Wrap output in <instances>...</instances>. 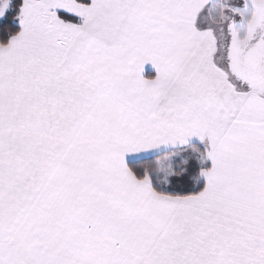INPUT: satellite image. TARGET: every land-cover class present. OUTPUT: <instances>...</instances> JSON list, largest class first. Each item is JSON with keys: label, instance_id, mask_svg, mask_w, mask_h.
Instances as JSON below:
<instances>
[{"label": "snow or ice", "instance_id": "snow-or-ice-1", "mask_svg": "<svg viewBox=\"0 0 264 264\" xmlns=\"http://www.w3.org/2000/svg\"><path fill=\"white\" fill-rule=\"evenodd\" d=\"M0 264H264V0H0Z\"/></svg>", "mask_w": 264, "mask_h": 264}]
</instances>
